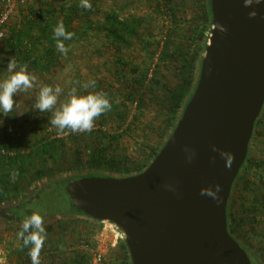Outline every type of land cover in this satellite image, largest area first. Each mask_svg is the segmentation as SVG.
Listing matches in <instances>:
<instances>
[{
	"label": "rangeland",
	"instance_id": "obj_1",
	"mask_svg": "<svg viewBox=\"0 0 264 264\" xmlns=\"http://www.w3.org/2000/svg\"><path fill=\"white\" fill-rule=\"evenodd\" d=\"M49 3L57 11L61 7L65 9L67 4L77 6V13L66 24V30L75 34L71 40L64 41L68 48L66 55L48 38L38 37L37 26L27 22L31 13H37ZM79 3L80 0H25L24 4L15 5L8 26L27 34L22 45L32 50V56L38 58L47 49L54 50L49 60H44V68L28 66L39 82L59 85L63 89L61 99L73 87L78 94L103 91L110 100L111 110L95 121L91 132L59 137L50 124L51 114L41 113L33 106L38 89L18 93L13 111L7 116L0 113L3 121L0 146L10 139L16 148H0L4 151L0 154L13 155L19 148L28 154L35 146L57 138L61 155L58 160L48 157L43 161L35 159L32 153L26 169L15 171L18 176L14 181L8 178L1 205L21 202L43 183L59 177L90 173L125 176V168L150 160L152 151L160 148L171 130L177 108L171 102L170 90L182 81L185 68L182 57L194 59V54L200 53L198 35L206 27L202 0H90V10L79 7ZM2 6L0 0V10ZM109 12L136 26L130 39L123 43L106 40L102 24ZM165 40H169V47L167 55L162 56ZM10 50L12 47L0 40V62L5 63L0 69V79L6 75L9 56L14 52ZM145 71L147 77L143 82ZM89 80L96 81L95 87L83 89L81 85ZM112 136L115 140L110 142ZM116 160L123 162L114 163ZM227 214L234 236L255 256V264H264V103L254 123L244 165L231 187ZM9 221H3L1 229L13 235L18 245L13 251L20 252L16 255L10 252L7 256L4 236V242L0 243L3 260L7 264H16L17 259L18 264H31L27 248L17 237L21 224ZM44 225L47 237L40 254L41 264H122L124 261L123 233L110 221L68 214L48 216Z\"/></svg>",
	"mask_w": 264,
	"mask_h": 264
},
{
	"label": "water",
	"instance_id": "obj_2",
	"mask_svg": "<svg viewBox=\"0 0 264 264\" xmlns=\"http://www.w3.org/2000/svg\"><path fill=\"white\" fill-rule=\"evenodd\" d=\"M210 10L197 83L148 166L66 185L74 208L122 231L131 264H251L228 232L227 202L264 103V0H210ZM216 185L218 200L201 195Z\"/></svg>",
	"mask_w": 264,
	"mask_h": 264
},
{
	"label": "trees",
	"instance_id": "obj_3",
	"mask_svg": "<svg viewBox=\"0 0 264 264\" xmlns=\"http://www.w3.org/2000/svg\"><path fill=\"white\" fill-rule=\"evenodd\" d=\"M201 11L203 16V21L206 24V27L204 30L199 32L198 37L201 40V46H200V53H196L195 58H189L188 56H183V62L185 65V68L182 72V81L177 84L173 90L171 89V102L175 104L177 108V114L175 115L173 119V123L171 124V130L169 131L167 138L170 136V134L173 131V128L176 125L177 120L180 118L182 110L189 100L195 85L197 83L198 74H199V68H200V62L205 50L206 42L208 39V35L210 33V27H211V10H210V0H202L201 5ZM77 6L76 4L68 5L64 9V7H61V10L57 11L53 3L45 5V7H42L37 10V13H31L29 15L27 22L30 26H34L39 29L38 37L41 38H48L51 44H56L53 37V28L55 25L62 21L66 26V24L69 23L68 19L75 15L77 12ZM63 16L60 20L58 19L59 16ZM68 28V27H67ZM66 28V29H67ZM104 37L106 40L110 43H123L130 39L136 31V26L129 23L126 20H123L119 18L116 14L113 12H109L105 14L104 21L102 24ZM8 33L10 34L8 37ZM27 34H21L16 31L15 28L8 26L7 27V35L1 39V41H4L5 45L7 47H12V50L14 51L13 54L9 57L15 58L18 63H25L29 67H35L39 66L41 68H44V60H49V56L51 53L54 52L52 48L47 49L41 56L36 58L32 53L31 49H28L23 44L22 39ZM163 53L162 56L167 55V48L169 47V40H165L163 44ZM5 63L0 62V69L4 67ZM125 77V76H124ZM147 73L146 71L142 74V81L144 82L146 80ZM154 80V78H152ZM183 82V83H182ZM132 95V94H131ZM130 95V96H131ZM131 100V99H130ZM123 118V116H122ZM122 118H120L122 120ZM104 135V134H103ZM112 141H114L115 137H111ZM165 140V142H166ZM58 141L59 139L54 138L52 140H49L47 142H43L37 146H35V149L30 151L28 154H24V151L21 152L20 148L17 149V151L13 155L8 154H0V202L2 201V195L4 194L5 187L7 186V180L11 177V173L13 171L22 172V169H26V164L29 159H31L32 153L34 154L35 159H41L45 161L46 158L52 157L54 160H58V157L61 155L60 151L58 150ZM60 142V141H59ZM164 142V143H165ZM164 143L160 146L159 149L153 150L151 153V159L147 160L146 163H142L140 165L136 164L137 166H133L134 168H125L124 174L125 176L133 175L136 173L141 172L144 170L150 161L156 156V154L159 152L161 147L164 145ZM2 146L0 148H5L6 150L15 149L16 145H14V142H12L10 139H6L1 143ZM101 150H99V154ZM32 161V160H31ZM123 162V160H116L114 163ZM244 165V163H243ZM243 165L241 167H243ZM51 174H49V177ZM83 176H103L97 173H90L86 175H80V176H68V177H59L52 180H49L45 183H43L41 186H39L34 193H32L29 197L22 200L21 202H18L16 204H7V205H1L0 204V218L7 219L16 223H22V220L24 216L30 215L32 211H38L43 218H46L48 216H60V215H85L83 212L77 210L74 208L70 202L69 195L66 192V185L68 182L72 180H76ZM233 185V184H232ZM235 224V220H232ZM227 228L229 234L234 237L237 242L244 248L246 253L248 254L252 264H255L256 261L255 256L245 247L242 241L237 239L234 236V230L231 229V223L229 221V217L227 214ZM28 250V249H27ZM122 250L124 252V261L122 264H131L130 256L128 248L123 242Z\"/></svg>",
	"mask_w": 264,
	"mask_h": 264
},
{
	"label": "clouds",
	"instance_id": "obj_4",
	"mask_svg": "<svg viewBox=\"0 0 264 264\" xmlns=\"http://www.w3.org/2000/svg\"><path fill=\"white\" fill-rule=\"evenodd\" d=\"M245 7H250L254 3L259 4L260 0H243ZM79 7L90 10L92 5L90 0H80ZM257 15L253 9L248 13L249 18ZM221 31H226L221 28ZM75 34L67 31L62 21L53 28V39L59 52L67 54L68 48L64 41L71 40ZM79 83V82H77ZM95 80H89L81 85L85 90L94 88ZM38 89L35 96L34 108L41 113H50V124L56 129V134L63 137L68 134L91 132L95 127V121L111 110V103L106 93L103 91L85 92L78 94L77 88H71L66 96L61 99L63 89L59 86H52L38 81L35 74L29 72L25 63L11 57L6 67V75L0 79V113L9 115L16 107L15 97L18 93L28 92L31 89ZM3 121L0 120V125ZM215 151V148L213 149ZM222 157L230 161L232 157L221 152ZM11 178L14 181L18 173L13 171ZM168 187V186H166ZM220 186L216 185L215 191L202 189L201 195H207L218 200ZM18 239L22 240L23 247L28 249V256L31 264H41L40 254L43 250L47 237L44 218L38 211H32L30 215L24 216L20 231L17 233Z\"/></svg>",
	"mask_w": 264,
	"mask_h": 264
},
{
	"label": "built area",
	"instance_id": "obj_5",
	"mask_svg": "<svg viewBox=\"0 0 264 264\" xmlns=\"http://www.w3.org/2000/svg\"><path fill=\"white\" fill-rule=\"evenodd\" d=\"M3 6L0 10V40L7 35V27L16 4H24L25 0H2ZM0 152L4 153L3 150Z\"/></svg>",
	"mask_w": 264,
	"mask_h": 264
},
{
	"label": "crops",
	"instance_id": "obj_6",
	"mask_svg": "<svg viewBox=\"0 0 264 264\" xmlns=\"http://www.w3.org/2000/svg\"><path fill=\"white\" fill-rule=\"evenodd\" d=\"M3 221H7V220L0 218V243L4 242L3 237L5 236L6 239H7L6 241H7V246H8V254H7V256H9V253L10 252H11V254H12V252H15V255H16L18 252H20V250L17 249V250H14L13 251V249L15 248L14 246H16L17 244H16V241H13V235L12 234H10L8 232H4V230L1 229V228H3ZM10 232L13 233V231H10ZM1 246L2 245L0 244V247ZM0 252H3V251L0 250ZM15 255H14V257H15ZM2 256H3V254H0V264H7V261L6 260H3V257L4 256L3 257ZM7 258H8V261H9L10 257H7ZM17 261H18V259L15 260V263L16 264H18V262H19V261L18 262ZM12 263H14V260L12 261Z\"/></svg>",
	"mask_w": 264,
	"mask_h": 264
},
{
	"label": "flooded vegetation",
	"instance_id": "obj_7",
	"mask_svg": "<svg viewBox=\"0 0 264 264\" xmlns=\"http://www.w3.org/2000/svg\"><path fill=\"white\" fill-rule=\"evenodd\" d=\"M251 264H252V262H251Z\"/></svg>",
	"mask_w": 264,
	"mask_h": 264
}]
</instances>
